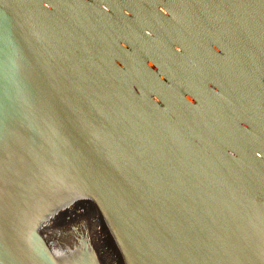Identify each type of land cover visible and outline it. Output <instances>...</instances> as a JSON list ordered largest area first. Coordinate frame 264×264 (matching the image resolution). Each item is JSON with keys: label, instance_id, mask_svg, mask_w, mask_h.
<instances>
[{"label": "water", "instance_id": "obj_1", "mask_svg": "<svg viewBox=\"0 0 264 264\" xmlns=\"http://www.w3.org/2000/svg\"><path fill=\"white\" fill-rule=\"evenodd\" d=\"M0 264H264V0H0Z\"/></svg>", "mask_w": 264, "mask_h": 264}]
</instances>
